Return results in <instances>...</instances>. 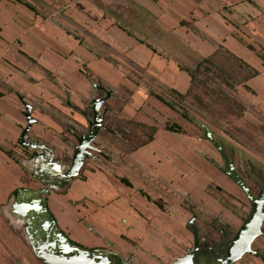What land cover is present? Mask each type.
<instances>
[{"label":"crops","instance_id":"crops-1","mask_svg":"<svg viewBox=\"0 0 264 264\" xmlns=\"http://www.w3.org/2000/svg\"><path fill=\"white\" fill-rule=\"evenodd\" d=\"M219 46L257 71L237 89L264 119V0H0V212L13 204L16 189L42 187L31 176L34 166L23 162L32 150L19 145L27 125L24 104L34 120L29 140L48 146L66 167L76 142L68 128L81 131L83 111L96 96L90 78L113 91V116L155 131L129 153L96 137L113 161H85L64 193L43 195L59 231L78 244L69 233L82 236L88 248L109 241L123 257L137 243L133 264H169L182 256L193 245L192 216L203 245L220 242L221 228L236 232L250 202L218 169L208 140L156 98L162 88L185 93L190 77L179 65L193 70ZM167 123L183 132L167 131ZM116 216L122 232L110 228ZM83 224L107 230L88 237L80 233ZM8 244L0 239L1 260L12 264L18 260L12 255L10 261ZM251 248L253 255L234 264H264V237Z\"/></svg>","mask_w":264,"mask_h":264},{"label":"water","instance_id":"water-1","mask_svg":"<svg viewBox=\"0 0 264 264\" xmlns=\"http://www.w3.org/2000/svg\"><path fill=\"white\" fill-rule=\"evenodd\" d=\"M89 81L94 91L99 90L103 95L92 97L85 108L83 114L87 121L86 131L76 134L75 130L71 129L70 133L74 136L76 143L73 145L74 152L66 167L54 161L53 152L48 146L38 140H29L27 134L34 120L30 117L31 106L24 104L27 125L21 133L19 145L32 150V155L23 160L34 166L30 167L31 176L37 179L42 187L38 190L16 189L11 196L13 199L11 207L20 218L24 219L28 244L34 255L44 264H109L103 250H87L79 247L61 233L42 197L49 191L62 189L75 179L85 160L92 158L91 152L102 155L99 149L93 147L92 142L95 141L98 133L105 129L102 124L104 113L101 107L107 99L113 97V91L103 87L97 80L89 78ZM88 109L92 112L91 118L87 117ZM202 129L205 139L210 141L221 154L225 166L221 171L240 187L251 205L239 229L224 244L225 255L218 261V264H234L245 255H253L251 244L256 238L264 237V232L261 230L264 221V181L262 180L257 194H252L241 176L235 171L232 161L225 155L224 145L213 139L209 129L206 127ZM192 220L190 221L191 226ZM192 231L194 235L192 251L170 264H192L193 255L197 252L199 244L197 230L193 226Z\"/></svg>","mask_w":264,"mask_h":264},{"label":"rangeland","instance_id":"rangeland-1","mask_svg":"<svg viewBox=\"0 0 264 264\" xmlns=\"http://www.w3.org/2000/svg\"><path fill=\"white\" fill-rule=\"evenodd\" d=\"M237 74L238 70H236ZM233 77L222 75L218 71L208 68V70H202L198 74L191 94L184 100H179L169 92L162 91L163 88L160 94L165 102L171 103L177 111L187 116L185 120L192 125V127L189 126L191 128L190 132L203 139L202 126L206 127L215 139L225 144L226 153L234 149L236 155L243 158L245 163H252L254 167L258 166L264 171V119L253 113L244 104V96L242 93H239L238 86H236V77ZM206 144L210 154L215 151L214 157L220 163L218 151L210 142L207 141ZM235 161H237V156L235 157ZM76 179L79 178H75L73 181ZM67 185L63 187L64 191L62 193L70 187ZM76 187L81 186L76 185ZM75 189L78 193L80 192L79 198L83 201V191H80L81 188ZM130 209L133 210L132 208ZM80 210V213L83 215L85 212L82 208ZM119 215H123L122 212L117 216ZM0 216L6 226V228L2 226L0 230V239L6 237L9 240L10 244L7 246L10 261L13 260V256L18 260L12 264H17L19 261L24 264H44L34 255L28 244L27 235L24 230V219L20 218L9 205L6 206V210H1ZM117 216L111 225L113 228H110L114 232L115 228L118 232H122L124 228L118 222H115V220H119ZM144 222L147 223V220ZM83 227L86 229V232L81 229L80 233L88 237L97 236L103 233V230H107L106 227L100 226L97 229L93 228L96 231L93 233L86 228V224H83ZM143 231L144 227H141V231L138 232L142 234ZM66 232L68 233L67 230ZM69 236H72L79 243L83 242V237L78 238L77 236L79 235L72 231L69 233ZM81 243L79 245L83 246ZM0 264H8L1 260V249Z\"/></svg>","mask_w":264,"mask_h":264},{"label":"trees","instance_id":"trees-1","mask_svg":"<svg viewBox=\"0 0 264 264\" xmlns=\"http://www.w3.org/2000/svg\"><path fill=\"white\" fill-rule=\"evenodd\" d=\"M253 48V47H251ZM180 69L184 70L190 77V86L186 90L185 93H179L173 89H163L162 91H167L171 95L175 96L179 100H184L188 95L191 94L194 82L198 74L202 70H216L222 75H230L235 76L237 80L236 86L243 84V82L249 78L253 77L257 74V71L246 64L243 60L233 55L226 49H223L221 46L218 47L215 55L204 58L196 68L193 70L179 65ZM236 70H238V74L236 75ZM87 77L90 75L85 72ZM234 80V77H233ZM235 86V87H236ZM246 89V87H244ZM152 93V92H151ZM98 95L102 96V92L98 91ZM156 98L160 101L166 103L169 107L174 108L171 103H167L163 100V98L159 95H156ZM103 108V116L105 123V130L100 133L101 136H105L108 138L114 145L121 148L124 153H129L142 145H145L149 141L153 139V133L155 131L154 127L147 126L143 123H139L136 121H125L118 119L116 116L112 115L113 107H111L107 102L104 103ZM120 110V107L116 109ZM181 117L187 119V116L184 113L179 112ZM88 116H92L91 110L87 112ZM109 120V121H107ZM165 129L167 131L182 133L183 130L180 126L174 123H167L165 125ZM115 132V133H114ZM11 153H9L10 155ZM64 191V188L62 189ZM75 244V243H74ZM77 245V244H75ZM78 246V245H77Z\"/></svg>","mask_w":264,"mask_h":264},{"label":"flooded vegetation","instance_id":"flooded-vegetation-1","mask_svg":"<svg viewBox=\"0 0 264 264\" xmlns=\"http://www.w3.org/2000/svg\"><path fill=\"white\" fill-rule=\"evenodd\" d=\"M99 91V90H98ZM98 91H96V96H99L98 95ZM101 92V91H100ZM103 94V93H102ZM108 100L107 99L105 102L108 103ZM104 102V103H105ZM103 103V105H104ZM102 105L101 107V111L103 110L104 106ZM90 110V109H88ZM88 110L86 111V114L88 112ZM113 112V110L111 111ZM84 113V111H83ZM87 117L88 114H87ZM91 118V117H89ZM86 120V118H85ZM105 123L106 121L104 120V116H103V121H102V124L105 126ZM71 129H73L72 127H69L68 128V131L70 132ZM87 129V121H86V125L81 129L80 132H78V134H81V133H84ZM105 130V129H104ZM104 130H101L98 135H100V133ZM203 131V130H202ZM115 133V132H114ZM203 133V132H202ZM77 134V133H76ZM212 134V133H211ZM97 135V136H98ZM96 136V137H97ZM204 136V134H203ZM212 137L215 141H217L218 143H222V142H219L217 139L214 138L213 134H212ZM205 138V137H204ZM96 139V138H95ZM210 142V141H208ZM76 143V142H75ZM211 143V142H210ZM212 144V143H211ZM224 146H223V149H224V153L225 155L228 157V159H230L232 161V164L234 166V169L235 171L238 173L239 176H241V178L243 179V182L244 184L247 186V188L249 189V191L256 195L260 186L262 185V180L264 181V171L262 168L256 166L254 167L252 165V163H245L243 161V158H240V156L236 155V152L234 151V149H231V151L229 153H226L225 151V144L222 143ZM92 145L93 147H95L96 149H99L102 153L99 154V153H96V152H91L92 154V158H89L85 161H93V162H99V163H109L111 161H113V155L110 151L107 150V148L105 147L104 144H101V143H96L95 141L92 142ZM213 145V144H212ZM214 147V146H213ZM215 148V147H214ZM216 149V148H215ZM217 150V149H216ZM218 151V150H217ZM218 156L220 158V163H218V169L221 171V169H224L225 166H224V161L221 157V154L220 152L218 151ZM237 156V161H235V157ZM23 162H26V161H23ZM216 164V163H215ZM214 164V165H215ZM100 166V165H99ZM222 172V171H221ZM223 173V172H222ZM224 174V173H223ZM225 175V174H224ZM228 177V176H227ZM77 178V177H76ZM232 180V179H231ZM233 181V180H232ZM234 182V181H233ZM235 183V182H234ZM235 185H237L235 183ZM237 187L240 189V187L237 185ZM241 190V189H240ZM242 191V190H241ZM243 192V191H242ZM244 194V193H243ZM44 198V196H43ZM12 206V205H11ZM10 206V207H11ZM12 208V207H11ZM13 209V208H12ZM18 215V214H17ZM19 216V215H18ZM193 218V220H192ZM195 216H192L191 217V220H192V226L194 225V222H195ZM20 219V218H19ZM190 220V221H191ZM191 225V223L189 222V226ZM192 226H191V229H192ZM194 227V226H193ZM86 228H88V230H90L91 232L95 233L96 231L93 229V227H90V226H87ZM197 230V229H196ZM261 230L264 232V230L262 229V226H261ZM218 232L222 235L223 239L220 241V242H215V241H212V242H209L207 243V245H203V242L202 241V237H200V235L198 234V231H197V235H198V239H199V244H198V250L196 253H194L193 255V258H192V264H218V261L220 259H222L225 255L224 253V250H225V246L224 244L232 238V236L234 235L235 232H228V230L225 228V230H222V228L220 230H218ZM193 233V231H192ZM204 240V239H203ZM72 242V241H71ZM73 244L75 242H72ZM193 243H194V235H193ZM77 244V243H75ZM79 247H83L87 250H93V249H100V250H103L104 251V255L107 256V259L109 261V264H133V253L135 252V250L138 248V244L137 243H134L133 244V249L131 251V253H129L127 255V257H123L117 253H115V251L113 250V247H112V244L109 242V241H106L104 240L102 242V244L97 247V248H88V247H85V246H80L79 244H77ZM252 246V244H251ZM193 249V245L187 249L184 254L182 256H185L187 255L189 252H191ZM252 249V248H251ZM180 256V257H182ZM179 258V257H177ZM176 258V259H177ZM175 259L172 261L174 262ZM171 262V263H172ZM170 264V263H169Z\"/></svg>","mask_w":264,"mask_h":264}]
</instances>
